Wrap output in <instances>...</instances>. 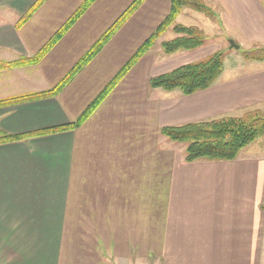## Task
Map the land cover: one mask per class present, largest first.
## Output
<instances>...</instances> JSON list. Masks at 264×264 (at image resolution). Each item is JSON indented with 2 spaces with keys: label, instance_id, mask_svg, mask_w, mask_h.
Segmentation results:
<instances>
[{
  "label": "crops",
  "instance_id": "crops-1",
  "mask_svg": "<svg viewBox=\"0 0 264 264\" xmlns=\"http://www.w3.org/2000/svg\"><path fill=\"white\" fill-rule=\"evenodd\" d=\"M38 1L0 0V63L37 55L86 0H45L17 29ZM134 1L96 0L37 65L0 71V100L55 87ZM170 1L145 0L55 98L0 109V136L75 125ZM201 1L212 16L184 8L176 24L200 29L204 47L165 55L170 29L80 126L0 145V264H264V138L234 161L187 164L184 145L159 135L264 112V61L228 55L264 49V0ZM219 51L211 88L150 87Z\"/></svg>",
  "mask_w": 264,
  "mask_h": 264
},
{
  "label": "trees",
  "instance_id": "trees-1",
  "mask_svg": "<svg viewBox=\"0 0 264 264\" xmlns=\"http://www.w3.org/2000/svg\"><path fill=\"white\" fill-rule=\"evenodd\" d=\"M45 0H39L30 11L23 16L16 28H20ZM96 0H86L75 14L52 37L45 47L34 57L20 58L11 63H0V71L37 65L49 50L68 32ZM145 0H135L125 12L111 25L91 50L76 64V66L53 88L26 95H19L0 100V109L14 107L20 104L55 98L103 48L113 35L125 24ZM184 8L201 12L207 17L212 16L209 9L201 0H171L168 16L161 22L155 32L136 51L121 71L106 86L100 96L87 108L85 113L76 122L54 131L39 132L25 136H11L1 134L0 145L24 141L35 136H43L62 132L80 126L100 105L102 100L127 74L133 65L154 45L168 30L176 35L175 38L161 43L165 55L178 52H193L205 46L206 36L197 27H184L176 24V19ZM245 61H264V49L244 51ZM225 54L216 52L202 60L177 68L163 76L150 80L152 89H159L167 93L179 92L182 96H190L207 90L215 85L223 72ZM159 135L169 142L184 145V162L192 164L199 161L231 162L237 159L239 153L253 142L264 138V112L252 110L239 117H225L199 123H190L182 126L165 127L160 129ZM264 211V206L262 207Z\"/></svg>",
  "mask_w": 264,
  "mask_h": 264
},
{
  "label": "rangeland",
  "instance_id": "rangeland-1",
  "mask_svg": "<svg viewBox=\"0 0 264 264\" xmlns=\"http://www.w3.org/2000/svg\"><path fill=\"white\" fill-rule=\"evenodd\" d=\"M255 49L257 50L258 48H257V47H255V48H251V49H249L248 51L255 50ZM259 49H260V48H259ZM243 52H244V51H243ZM222 53H223V52H222ZM232 53H234V52L231 51V52L228 54V55L230 56V60H232V61H233V59L240 60L241 58H243V56H242L243 54H241V53H239V54L236 56V58L231 56ZM240 57H241V58H240ZM243 59H244V58H243ZM230 60L227 61L226 65L230 64V62H231ZM143 255H148V253H145V254H143Z\"/></svg>",
  "mask_w": 264,
  "mask_h": 264
},
{
  "label": "water",
  "instance_id": "water-1",
  "mask_svg": "<svg viewBox=\"0 0 264 264\" xmlns=\"http://www.w3.org/2000/svg\"><path fill=\"white\" fill-rule=\"evenodd\" d=\"M230 45H231V47H234V48H236V50L238 49V47H237V46H234L233 42H230Z\"/></svg>",
  "mask_w": 264,
  "mask_h": 264
}]
</instances>
